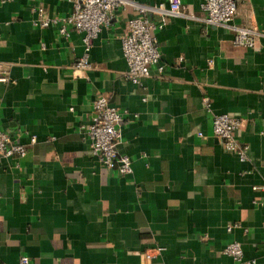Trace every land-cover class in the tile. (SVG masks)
Here are the masks:
<instances>
[{
    "label": "crops",
    "instance_id": "1",
    "mask_svg": "<svg viewBox=\"0 0 264 264\" xmlns=\"http://www.w3.org/2000/svg\"><path fill=\"white\" fill-rule=\"evenodd\" d=\"M203 1L182 0L178 16L147 13L161 56L135 81L120 42L130 6L113 10L91 66L75 71L83 33L59 32L68 0H0V128L26 146L0 153V264L21 254L33 264H235L223 252L233 240L245 264H264V191L253 187L264 183V37L234 45L231 30L199 19ZM235 3L234 23L264 31V0ZM97 94L124 111L117 151L128 174L107 168L81 129ZM220 112L243 120L234 134L245 159L212 133ZM154 245L161 253L147 261Z\"/></svg>",
    "mask_w": 264,
    "mask_h": 264
},
{
    "label": "built area",
    "instance_id": "2",
    "mask_svg": "<svg viewBox=\"0 0 264 264\" xmlns=\"http://www.w3.org/2000/svg\"><path fill=\"white\" fill-rule=\"evenodd\" d=\"M72 9L60 24L59 32L67 35L66 24L83 33L84 53L73 63V69L82 70L89 68L91 62L88 51L91 41L102 27L110 22L112 12L117 7L130 6L135 14L128 19V30L120 37L122 54L125 57L127 67L123 72L125 78L139 81L150 73V66L159 64L160 52L153 36V31L158 24L152 21L147 13H160L167 16L181 15L182 0H167L166 3L142 4L134 0H68ZM203 16L199 18L204 24L222 26L233 33L232 43L238 46L254 48L256 40L264 37V31L255 26H241L234 23L236 14L235 0H204L202 3ZM57 19H46L41 22L45 26ZM161 71V65H158ZM7 74H0V80H7ZM205 104L209 107L208 98L204 97ZM92 112L88 123L81 124L83 133L89 139L91 152L109 169H115L119 173L128 174L132 171L131 159L127 154L117 151L120 141V124L124 120V111L112 104L104 94H97L92 99ZM243 124V120L226 112L213 114L212 133L220 140L228 150L235 152L240 159L247 156V144L241 142L235 131ZM201 135V132H198ZM36 141V136H30V142ZM26 152L23 143L14 140V137L0 128V153L4 155L22 156ZM264 191V183L254 185ZM236 223L226 225L230 229ZM264 239V221H263ZM162 246L154 245L143 251L147 261L157 257ZM223 252L229 255L235 264H245L241 243L237 240L228 242ZM255 264V259L247 260ZM19 264H33L27 254L19 256Z\"/></svg>",
    "mask_w": 264,
    "mask_h": 264
}]
</instances>
